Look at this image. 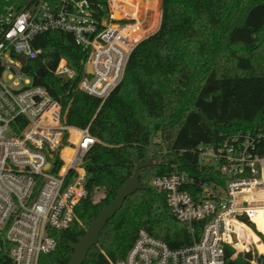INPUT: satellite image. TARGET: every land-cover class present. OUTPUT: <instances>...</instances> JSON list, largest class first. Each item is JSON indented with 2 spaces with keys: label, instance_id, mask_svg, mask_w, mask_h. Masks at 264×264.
Wrapping results in <instances>:
<instances>
[{
  "label": "trees",
  "instance_id": "1",
  "mask_svg": "<svg viewBox=\"0 0 264 264\" xmlns=\"http://www.w3.org/2000/svg\"><path fill=\"white\" fill-rule=\"evenodd\" d=\"M25 1L0 0V8ZM88 1L102 28L108 0ZM34 46L42 53L28 62L27 73L59 101L67 124L88 128L97 139L85 159L89 195L71 227L55 232L56 249L43 255L40 264H67L73 256L69 243L85 234L91 220L116 198L137 164L151 159L154 164L140 170L142 188L108 221L84 264L125 258L141 229L173 249L191 245L204 221L194 224L193 235L151 182L183 173L188 191L202 198L205 186L224 187L228 177L202 164L200 147L217 148L236 134L264 131V0H163L159 28L135 46L121 83L106 100L80 88L90 52L72 33H42ZM62 59L72 76L55 73ZM257 222L264 231L262 215ZM238 231L261 244L248 228ZM233 253L227 250L225 264H264V253L246 251L236 258Z\"/></svg>",
  "mask_w": 264,
  "mask_h": 264
},
{
  "label": "built area",
  "instance_id": "2",
  "mask_svg": "<svg viewBox=\"0 0 264 264\" xmlns=\"http://www.w3.org/2000/svg\"><path fill=\"white\" fill-rule=\"evenodd\" d=\"M108 10L101 28L88 0H26L0 8V264H40L56 249L55 232L71 227L89 195L85 159L97 139L88 128L67 124L59 101L27 73L28 62L42 53L34 39L49 31L72 33L90 52L80 88L106 100L135 46L155 32L148 13L129 11L117 0H108ZM55 73L70 77L73 70L62 59ZM200 151L203 165L228 177L224 187L205 186L198 199L183 173L156 177L152 185L193 235L194 224L204 221L201 234L173 249L141 229L126 257L112 264H225L229 248L233 258L255 251L239 227L260 235L264 248L257 222L264 217V131L236 134Z\"/></svg>",
  "mask_w": 264,
  "mask_h": 264
},
{
  "label": "water",
  "instance_id": "3",
  "mask_svg": "<svg viewBox=\"0 0 264 264\" xmlns=\"http://www.w3.org/2000/svg\"><path fill=\"white\" fill-rule=\"evenodd\" d=\"M25 62V58H22ZM91 72V68H88ZM153 160L145 163H138L133 176L127 179L126 183L117 191V196L108 205L103 207L99 215L93 218L85 234L77 241L70 242L69 246L73 250V256L67 264H84L90 249L99 243V237L108 221L122 208L125 200L142 188L140 183V170L144 167L152 166Z\"/></svg>",
  "mask_w": 264,
  "mask_h": 264
},
{
  "label": "crops",
  "instance_id": "4",
  "mask_svg": "<svg viewBox=\"0 0 264 264\" xmlns=\"http://www.w3.org/2000/svg\"><path fill=\"white\" fill-rule=\"evenodd\" d=\"M160 1H161V17H162L163 0H160ZM123 5H125L127 10L135 11V12L140 13V14H146V13L149 14L151 11H154V10L158 11V8H157L158 7V1L157 0H132V4L127 3V4H123ZM161 17L158 18V21L154 22V23H151V17H146V18H147L148 24L150 23L149 26L153 27L158 22H159V26H160ZM159 26L157 27V29L159 28ZM157 29L154 31L156 32ZM260 245H262V244H259L258 248H260ZM262 248H263V246L261 247L260 250H262Z\"/></svg>",
  "mask_w": 264,
  "mask_h": 264
},
{
  "label": "rangeland",
  "instance_id": "5",
  "mask_svg": "<svg viewBox=\"0 0 264 264\" xmlns=\"http://www.w3.org/2000/svg\"><path fill=\"white\" fill-rule=\"evenodd\" d=\"M123 5L124 3L123 2H120L119 1V5ZM114 13H115V16L117 17V18H120L121 17V14H120V12H119V10L117 9V10H115L114 11ZM149 17H151V23H154V22H157L158 21V15H157V11L156 10H154V11H151L150 13H149ZM150 24V23H149ZM66 60V59H65ZM67 61V60H66ZM68 62V61H67ZM8 80V79H7ZM154 180V179H153ZM153 180H152V182H153ZM151 182V183H152ZM257 234V233H256ZM257 236H260V235H258L257 234ZM251 243V244H250ZM249 247H251L252 249H254L255 251H258V252H263L264 253V249H262V250H260L261 249V247H262V245H260V248H258V246L256 245V243L254 242V241H249Z\"/></svg>",
  "mask_w": 264,
  "mask_h": 264
},
{
  "label": "bare ground",
  "instance_id": "6",
  "mask_svg": "<svg viewBox=\"0 0 264 264\" xmlns=\"http://www.w3.org/2000/svg\"><path fill=\"white\" fill-rule=\"evenodd\" d=\"M263 249V248H262Z\"/></svg>",
  "mask_w": 264,
  "mask_h": 264
}]
</instances>
